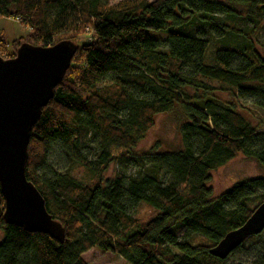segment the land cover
I'll list each match as a JSON object with an SVG mask.
<instances>
[{
	"label": "trees",
	"instance_id": "trees-1",
	"mask_svg": "<svg viewBox=\"0 0 264 264\" xmlns=\"http://www.w3.org/2000/svg\"><path fill=\"white\" fill-rule=\"evenodd\" d=\"M0 17L29 30L0 35L3 59L22 43L77 46L31 129L25 170L64 242L5 224L0 194V264H87L91 249L127 264H224L209 251L264 203V176L213 197L211 172L240 155L264 168V133L215 92L264 107V53L250 37L264 0H0ZM176 105L182 149L135 154ZM139 204L152 216L135 218ZM261 234L237 264H264Z\"/></svg>",
	"mask_w": 264,
	"mask_h": 264
},
{
	"label": "water",
	"instance_id": "water-1",
	"mask_svg": "<svg viewBox=\"0 0 264 264\" xmlns=\"http://www.w3.org/2000/svg\"><path fill=\"white\" fill-rule=\"evenodd\" d=\"M77 46L70 40L43 47L22 43L10 59L0 57V194L3 221L28 233L48 235L62 244L65 232L52 219L35 186L26 179L33 125L53 98ZM264 231V203L238 228L226 233L209 254L226 259L248 238Z\"/></svg>",
	"mask_w": 264,
	"mask_h": 264
},
{
	"label": "rangeland",
	"instance_id": "rangeland-1",
	"mask_svg": "<svg viewBox=\"0 0 264 264\" xmlns=\"http://www.w3.org/2000/svg\"><path fill=\"white\" fill-rule=\"evenodd\" d=\"M123 0H109V4L113 5ZM242 26V25H241ZM251 26H249L250 28ZM249 28H246L249 30ZM242 29H245L242 26ZM29 30L14 19L0 17V35L5 37L8 42L16 39H24ZM252 33L250 37L254 42L257 51L264 53V24L252 26ZM212 48L214 43L212 42ZM85 42L81 37L78 43ZM189 94L193 91L188 89ZM215 97H218L221 103L231 102L235 105L238 112H240L252 125L257 128L258 133H264V107H258L254 104L253 99H235L230 91H216ZM153 127L147 131V134L135 149V154H143L150 149L156 147L158 153L175 152L182 149V142L180 136V126L185 123V118L182 109L176 105L173 111L157 115L153 119ZM116 169L111 165L103 174L104 179L112 178L115 175ZM127 174H135L133 168L127 169ZM264 168L260 167L254 160H248L242 155L236 156L230 163L219 167V169L212 171L208 188L212 190L213 197H217L220 193L227 191L233 184L242 183L243 181L252 178H263ZM133 216L139 220H146L152 216L153 212L144 204H139ZM264 237V231L261 234ZM2 232H0V239ZM252 238V237H251ZM253 243L251 239H247L242 244L243 249L236 251L226 258L224 264L245 263L250 260L249 252L252 249ZM82 259L87 264H127L120 257L106 252L91 249L82 255Z\"/></svg>",
	"mask_w": 264,
	"mask_h": 264
}]
</instances>
